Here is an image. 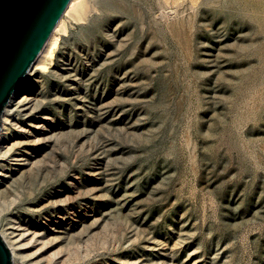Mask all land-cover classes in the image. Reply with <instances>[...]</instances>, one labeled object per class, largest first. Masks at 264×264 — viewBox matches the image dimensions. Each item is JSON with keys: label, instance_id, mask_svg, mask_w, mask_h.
<instances>
[{"label": "rangeland", "instance_id": "1", "mask_svg": "<svg viewBox=\"0 0 264 264\" xmlns=\"http://www.w3.org/2000/svg\"><path fill=\"white\" fill-rule=\"evenodd\" d=\"M59 23L1 123L12 264H264V0H71Z\"/></svg>", "mask_w": 264, "mask_h": 264}, {"label": "water", "instance_id": "2", "mask_svg": "<svg viewBox=\"0 0 264 264\" xmlns=\"http://www.w3.org/2000/svg\"><path fill=\"white\" fill-rule=\"evenodd\" d=\"M71 0H0L1 116ZM0 264H12L0 237Z\"/></svg>", "mask_w": 264, "mask_h": 264}, {"label": "bare ground", "instance_id": "3", "mask_svg": "<svg viewBox=\"0 0 264 264\" xmlns=\"http://www.w3.org/2000/svg\"><path fill=\"white\" fill-rule=\"evenodd\" d=\"M72 4V3H71ZM70 4V6H71ZM61 23V21H60ZM60 23L57 25V27H55L56 29L54 30V32H52V34L50 35L49 39L47 40V42L45 43L43 49L41 50L39 56L37 57V59L35 60V62L33 63V65L31 66V68H35L37 65H39L41 62H43V59L45 58L46 54L48 53V51L50 50L52 44H53V39H54V34H55V31L57 30V28L59 27ZM45 61V59H44ZM30 68V69H31ZM37 69V68H36ZM35 69V70H36ZM38 70V69H37ZM23 82L22 81L20 83V85L18 86L17 90L13 93L12 97L10 98L8 104L5 106L4 110H3V113H2V116H1V123H2V130L3 131V126L4 124L7 122V114H10V110H11V107L13 106V104H17L18 106H20L22 103H23V100H22V97H16L17 93L19 92L20 88H22L23 86ZM20 98V99H18ZM16 106H14L15 108ZM13 108V107H12ZM16 110V109H15ZM13 110V111H15ZM0 131V152L2 151V140L3 138L1 137L2 136V132ZM16 158V157H15ZM21 158V157H20ZM19 159V158H17ZM13 160V159H12ZM21 160V159H20ZM16 160H14V164H13V169L14 170H17V169H20L23 165L19 162H15ZM0 162H1V159H0ZM9 164V163H8ZM0 237L2 238L3 242L5 243L6 247L8 248L10 254H11V258H12V262L14 263L15 261V256H14V253H13V250L11 248V246L14 244V239L13 238H9L7 236V238L5 237V234H2L0 233Z\"/></svg>", "mask_w": 264, "mask_h": 264}]
</instances>
